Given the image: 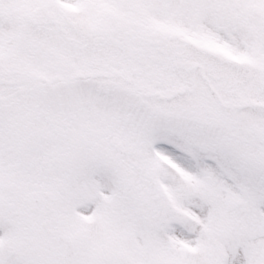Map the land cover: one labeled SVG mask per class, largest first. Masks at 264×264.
<instances>
[{
  "label": "snow or ice",
  "instance_id": "1",
  "mask_svg": "<svg viewBox=\"0 0 264 264\" xmlns=\"http://www.w3.org/2000/svg\"><path fill=\"white\" fill-rule=\"evenodd\" d=\"M0 264H264V0H0Z\"/></svg>",
  "mask_w": 264,
  "mask_h": 264
}]
</instances>
